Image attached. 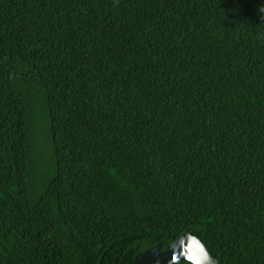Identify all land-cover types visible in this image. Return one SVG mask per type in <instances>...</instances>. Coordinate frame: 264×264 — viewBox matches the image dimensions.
Listing matches in <instances>:
<instances>
[{"label": "trees", "instance_id": "trees-1", "mask_svg": "<svg viewBox=\"0 0 264 264\" xmlns=\"http://www.w3.org/2000/svg\"><path fill=\"white\" fill-rule=\"evenodd\" d=\"M185 234L264 264V0H0V264Z\"/></svg>", "mask_w": 264, "mask_h": 264}, {"label": "water", "instance_id": "water-1", "mask_svg": "<svg viewBox=\"0 0 264 264\" xmlns=\"http://www.w3.org/2000/svg\"><path fill=\"white\" fill-rule=\"evenodd\" d=\"M223 264L215 258L206 245L196 236L185 234L164 249V243L136 257L134 264Z\"/></svg>", "mask_w": 264, "mask_h": 264}, {"label": "rangeland", "instance_id": "rangeland-1", "mask_svg": "<svg viewBox=\"0 0 264 264\" xmlns=\"http://www.w3.org/2000/svg\"><path fill=\"white\" fill-rule=\"evenodd\" d=\"M50 164H51V162H50Z\"/></svg>", "mask_w": 264, "mask_h": 264}]
</instances>
